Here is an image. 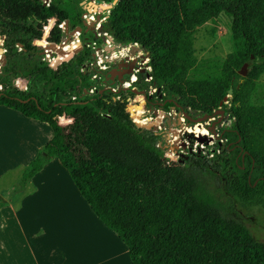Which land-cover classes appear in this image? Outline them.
Here are the masks:
<instances>
[{"label": "trees", "instance_id": "trees-1", "mask_svg": "<svg viewBox=\"0 0 264 264\" xmlns=\"http://www.w3.org/2000/svg\"><path fill=\"white\" fill-rule=\"evenodd\" d=\"M82 1L66 0L70 13L59 0L50 1L51 10L40 0H0V36L10 62L0 69V106L45 123L52 132L14 191L57 159L93 214L127 247L131 264H264V243L242 223L222 216L199 180L202 171L217 180L214 172L224 176L234 212L236 204L264 208V0H118L104 17L102 33L114 49L137 44L148 54L151 71L137 73L135 87L151 86L163 100L172 99L188 126L185 115L211 117L221 109L232 120L211 158L192 153L176 161L166 157L161 131L132 121L131 90L106 89L117 84L109 69L93 65L97 37L87 27L80 48L56 68L45 61L42 48L24 47L27 40L42 39L52 12L51 24L69 16L68 28L82 26ZM222 15L229 20L231 52L224 59L197 61L194 33ZM64 38L55 25L48 42L57 46ZM8 75L15 84L31 78L23 90L11 85ZM147 76L151 80L145 83ZM229 90L226 108L221 103ZM58 117L71 122L62 127ZM195 131L201 133L197 126ZM238 153L247 154L243 161ZM3 204L0 197V208Z\"/></svg>", "mask_w": 264, "mask_h": 264}, {"label": "crops", "instance_id": "crops-1", "mask_svg": "<svg viewBox=\"0 0 264 264\" xmlns=\"http://www.w3.org/2000/svg\"><path fill=\"white\" fill-rule=\"evenodd\" d=\"M51 137L47 124L0 106V178L23 171ZM11 191L15 198L0 191V264H126L127 247L93 214L57 159Z\"/></svg>", "mask_w": 264, "mask_h": 264}, {"label": "rangeland", "instance_id": "rangeland-1", "mask_svg": "<svg viewBox=\"0 0 264 264\" xmlns=\"http://www.w3.org/2000/svg\"><path fill=\"white\" fill-rule=\"evenodd\" d=\"M40 1L42 2L43 6L50 9L46 5V4H50V0H43V1L40 0ZM59 1L67 9H69V7L66 4V0H59ZM92 1L95 0H87L86 2H92ZM82 10L84 11L82 14V19L83 21H85L87 25L91 24V21L89 19H91L90 17L93 15L92 17L95 22L93 26L94 29L92 31L89 28L88 29L92 32V35L97 37L96 48L97 47L99 49L104 48L106 46L105 41L104 40L99 41L98 37L100 36V33L104 31L102 24L105 22L104 17L107 15L108 12L105 9H99V8L97 10H94L91 8V6H88L87 4L82 5ZM97 15L99 16V20L96 19ZM52 16H54L53 12L52 15L49 17V19H47V25L44 27L43 30V35L41 39L45 41V44L43 46L50 44L48 42V36L50 31L53 29L55 25H57L58 28L63 26V29L62 28L60 29L64 30V22L56 21L51 24L50 18ZM68 18L70 17L67 16L66 19ZM97 23H101L100 28H98ZM82 27H84V25ZM69 32H71L70 28L68 29V33ZM101 36L103 37V35ZM68 37L69 34L67 35L65 34L64 40L67 39ZM71 39L75 41L74 36H71ZM41 40H37V41H41ZM0 41H1L0 69H3V67L7 68L10 62L8 61L6 50L3 48L4 39L1 36H0ZM44 48H43L44 59L46 62L49 63L50 66H52L57 58V54L50 55V53H47V50H45ZM193 48H194V56L199 62L202 60L213 59V58L224 59L232 50L231 37L229 31V20L222 15L218 17L215 21L208 22L203 26H201L200 28H198L193 36ZM137 51H141L139 47ZM110 53L111 51L107 52L105 50L103 55L109 56ZM142 54H144L145 57H147L146 56L147 54L143 52ZM116 57H120V55L117 54ZM147 58L149 61V57ZM144 60L145 59H143V61ZM11 65L13 66V70H14L13 72H15L18 66L16 60L13 61ZM108 65L109 63L106 64V66ZM142 69H144L147 72L149 71L146 68V66H143ZM2 73L3 70L0 71L1 80L4 79ZM30 78L31 77L26 76V78L23 79V82H19L15 84L13 81H11L12 79L11 75H8V82L17 88H21L24 90V85L25 86L27 85ZM130 78L131 76L129 77V79ZM260 84L262 86L260 89L261 97L264 99V76L260 78ZM116 87L119 88V84H117ZM130 90L138 91L134 86H132ZM153 93H155L153 88L149 86V88L147 89V94L152 95ZM129 101H130L129 108H130V112L132 113V117L134 121L136 122L146 121V123L149 124L150 127L155 126V129L157 131L162 132V136L160 137V139L163 142L164 146L166 147L165 155L171 160H173L172 158H175L177 160L178 156L189 155L192 153H200L204 157L202 158L203 160L211 158L212 154L214 152H217L216 151L217 143L222 145V141L219 140L220 133L222 132L223 129H228L232 121L228 116H225V118L222 119L217 126L215 124L214 130L216 135H212L208 131L206 125H211V121L216 120L217 117H219V115H215L213 120L205 121L200 124L193 123L191 126H188L186 125L184 118L172 109H169L166 112H163L162 110H156V114L152 115L153 110L152 109L146 110L142 102L143 96L141 95L130 96ZM224 106H226L227 108L228 104H225ZM195 126H197L199 131L205 130L206 132L199 134L197 131H195ZM186 135H191L194 138V140L191 141V139L187 138ZM21 173L22 171L14 169L12 171H7L2 176V178H0V191H2L1 193L3 197L6 198L9 196L10 198L16 197L17 194L12 192L11 190L15 189L20 179ZM199 180L202 189L205 192H207L218 204L222 216L227 218H232L242 223L257 241L264 243V208L238 207L239 211H241V214H237L233 211V206L230 203V201L227 199V196L222 194L219 180H217L215 177H213L212 175L208 174L205 171L201 172ZM124 261L126 262V264H130L129 258H126Z\"/></svg>", "mask_w": 264, "mask_h": 264}, {"label": "water", "instance_id": "water-1", "mask_svg": "<svg viewBox=\"0 0 264 264\" xmlns=\"http://www.w3.org/2000/svg\"><path fill=\"white\" fill-rule=\"evenodd\" d=\"M86 1L87 0H83L81 2V5L87 4L88 6H91V8L94 9V10H97L99 8V9H105L107 12H109V10L112 9V7L117 3L118 0H113V2L111 4L99 3L97 1H92V2H86ZM69 12L71 13L70 9H69ZM96 19L99 20V16L98 15L96 16ZM68 22H69L68 19H66L64 21V33L66 35L69 34V37L67 39H65L64 41H62V43H60L59 45L56 46V45L47 44V45L43 46L41 44L35 43L37 40L36 41L35 40H27L26 43H25V45H24V47L25 48L34 49V50L39 49V48H42L43 49L45 47L44 49L47 50V51H49L50 52V55L51 54H57V58L54 61L53 66H52L53 68H56L58 65L67 62L69 59L72 58V56L75 54L76 50L78 48H80V47L75 48V49H73L70 52H65L64 51V47L65 46H68L71 43V41H72L71 36H73L75 34V32H78L80 34L81 31H82V27L81 26H77L73 30H71V32L68 33V29H69L68 28L69 27L68 26ZM83 25L85 27L89 28L91 31L94 29L93 28V26H94V23L93 22H91L90 25H87L86 23H84ZM17 47H19L20 49H22L23 45L18 44ZM134 50L132 51L133 53H134ZM146 56L148 57V54ZM132 68H133V66L130 67L128 73H131ZM116 72H117V70H114L112 72H109V77H110V80L111 81H114L115 76H116ZM239 74L241 76H243V77L247 74V64L246 63L243 64V66L241 67V70L239 71ZM118 82H119V84H121L123 82V79L118 80ZM120 90H128V89L121 88ZM131 92L132 93H135V94H143V91H140V92L131 91ZM231 93H232V90H229L228 96H226L224 98V100L221 103V105L228 103L227 99L231 95ZM173 103H174L175 107H179V105L176 102H173ZM215 115H219V118H217L216 120H213ZM223 116H224V111L222 109L214 112V114L211 117H209V116H203V117L192 118L190 116L185 115V117L187 118V120L189 122H191L192 124L193 123L200 124V123L205 122V121L213 120V121H211V125H206L208 131L212 135H216L215 130H214V126H215V124H217V123H219L221 121V119H222ZM148 128H150V126H148ZM197 138H198V136H197ZM245 154L246 153H244V155ZM172 159H173V161H176L175 158H172ZM215 174L217 176H219L220 181L223 184L224 177L219 172H215ZM222 187H223V185H222Z\"/></svg>", "mask_w": 264, "mask_h": 264}, {"label": "built area", "instance_id": "built-area-1", "mask_svg": "<svg viewBox=\"0 0 264 264\" xmlns=\"http://www.w3.org/2000/svg\"><path fill=\"white\" fill-rule=\"evenodd\" d=\"M92 16L90 17L91 19H89V20L91 22L95 23ZM97 25H98V28H100L101 23H97ZM60 28L63 29V26H61ZM101 35H103V37ZM73 36L75 38V41L72 40L71 43L68 46H65L64 47V51L65 52H70L73 49H75L77 47H80V44H81V42H80V34L78 32H75V34ZM99 37L101 38V40H104L105 41V44H106V46L104 48L99 49L98 47L96 48V43L95 42L92 43V48L94 50V55H95V62L93 63V65L95 67H97L99 70L105 71L107 69V66H106L107 61H113L115 58H117L116 57L117 54L121 55V57H127V56L129 57L130 56L132 58L133 57L132 51L135 49L133 54H136L137 57H139L140 55H142V57L145 59L142 64L144 66H146V68L149 70L148 72L151 71L150 66H148V62H149L148 61V58L145 57V55L142 54L141 51H137L138 50V45L137 44H129L127 46H124V47H121V48H118V49H114L113 48V41H112V39L106 33H102L101 32ZM109 49H113V50H111L110 55L109 56L103 55L104 52H105V50L108 52ZM47 53H50V52L47 51ZM138 72H139V68L134 69L133 72H132V74L130 75L131 78L130 79L128 78V80L123 81L121 84H119V88L118 87H106V89H110L112 92H117L121 88H126V89L129 90L137 82V73ZM92 79H96V80L99 81L100 80V77L99 76L98 77L97 76H93ZM150 80H151V78L147 76L145 78L144 82H147L148 83V82H150ZM25 89H26V86L24 85V90ZM153 90H154V92L156 91L155 88H153ZM93 92H94V89H90L89 90V93L90 94H93ZM129 111H130V108H129ZM131 116H132V114H131ZM182 117L184 118V115ZM57 121H58V123H59L60 126L65 127V126H67L71 122V119H68L66 117H58L57 118ZM132 121L135 124H137V125L150 126L149 124L146 123V121H139V122L134 121L133 117H132Z\"/></svg>", "mask_w": 264, "mask_h": 264}, {"label": "flooded vegetation", "instance_id": "flooded-vegetation-1", "mask_svg": "<svg viewBox=\"0 0 264 264\" xmlns=\"http://www.w3.org/2000/svg\"><path fill=\"white\" fill-rule=\"evenodd\" d=\"M84 23H85V21H82V26H83ZM132 55H133L132 58L130 56L129 57L128 56L127 57H121V55H120V57L115 58L113 61H107V63H109V65L107 66V69L110 70L109 72H112L114 70H117L116 76H115V79H114V81L116 82V84H119L118 80H120V79H123V81H125V79L127 77H130V75L132 74L133 70L136 69V68H139V72L138 73H144V69H142V67L144 66L142 64L144 58L142 57V55H140L139 57H137L136 54H133V52H132ZM132 66H133V68L131 70V73H128L130 67H132ZM136 89L138 90L137 92L143 91V94H135V93H132L133 96L134 95L135 96L136 95L143 96V101L142 102L144 104V107L146 108V110L152 109L153 110L152 111V115H155L156 114V110H162L163 112H166L169 109H172V110L176 111L175 105H172V104H174L173 103L174 101L172 99H164L163 100L161 98V95H160L159 90H156L155 93H153L152 95H149V94H147V91L144 90V89H138L137 87H136ZM133 91H135V90H133ZM128 98H130V97H128ZM148 106H149V108H148ZM217 118H219V117H217ZM224 118H225V114L222 117V119H224ZM219 123H217L216 126ZM203 132H206V131L205 130L204 131H201L200 134H202ZM220 135H223V131L220 133ZM246 155L247 154L244 155V153H243L240 156V154L238 153L236 155V158L241 157V160L243 161ZM212 172H214V171H212ZM218 178H219V176H218ZM219 181H220V178H219ZM222 185H223V187H222ZM224 187H225V177H224L223 184L220 181V189H221V191L223 192V194L225 196H227L228 198H231V196L224 190ZM238 207L239 206L236 204L235 205V213L241 214V211H239Z\"/></svg>", "mask_w": 264, "mask_h": 264}, {"label": "bare ground", "instance_id": "bare-ground-1", "mask_svg": "<svg viewBox=\"0 0 264 264\" xmlns=\"http://www.w3.org/2000/svg\"><path fill=\"white\" fill-rule=\"evenodd\" d=\"M51 1V0H50ZM47 6H49V4H46ZM196 127V126H195ZM202 131V130H201Z\"/></svg>", "mask_w": 264, "mask_h": 264}]
</instances>
